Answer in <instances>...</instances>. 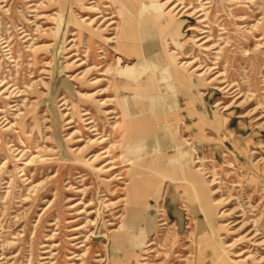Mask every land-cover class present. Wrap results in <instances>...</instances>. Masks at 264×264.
I'll list each match as a JSON object with an SVG mask.
<instances>
[{
	"label": "rangeland",
	"instance_id": "1",
	"mask_svg": "<svg viewBox=\"0 0 264 264\" xmlns=\"http://www.w3.org/2000/svg\"><path fill=\"white\" fill-rule=\"evenodd\" d=\"M0 264H264V0H0Z\"/></svg>",
	"mask_w": 264,
	"mask_h": 264
},
{
	"label": "bare ground",
	"instance_id": "2",
	"mask_svg": "<svg viewBox=\"0 0 264 264\" xmlns=\"http://www.w3.org/2000/svg\"><path fill=\"white\" fill-rule=\"evenodd\" d=\"M165 15H163V16H160V19L161 20H165L166 22H165V24H166V27H173V19L171 18V16L169 15V16H166V17H164ZM168 20V21H167ZM180 80V79H179ZM179 82V81H178ZM137 90V89H136ZM126 121V120H125Z\"/></svg>",
	"mask_w": 264,
	"mask_h": 264
},
{
	"label": "crops",
	"instance_id": "3",
	"mask_svg": "<svg viewBox=\"0 0 264 264\" xmlns=\"http://www.w3.org/2000/svg\"><path fill=\"white\" fill-rule=\"evenodd\" d=\"M180 155H181V154H180ZM180 155H179V156H180ZM179 156H178V158H179Z\"/></svg>",
	"mask_w": 264,
	"mask_h": 264
}]
</instances>
